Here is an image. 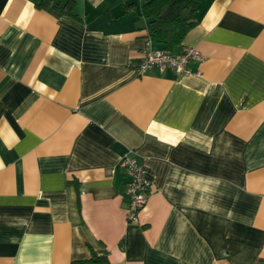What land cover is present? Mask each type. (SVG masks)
<instances>
[{
	"label": "crops",
	"instance_id": "0c3cea01",
	"mask_svg": "<svg viewBox=\"0 0 264 264\" xmlns=\"http://www.w3.org/2000/svg\"><path fill=\"white\" fill-rule=\"evenodd\" d=\"M73 1L0 0V264H264V0H197L185 75L139 71V0Z\"/></svg>",
	"mask_w": 264,
	"mask_h": 264
},
{
	"label": "trees",
	"instance_id": "16d2710c",
	"mask_svg": "<svg viewBox=\"0 0 264 264\" xmlns=\"http://www.w3.org/2000/svg\"><path fill=\"white\" fill-rule=\"evenodd\" d=\"M197 0H139L141 15L149 19L147 36L160 44L161 48L171 50L180 44L187 32L194 25L193 12ZM75 2L67 0L64 3L55 0H39L37 6L56 15L76 17L73 12ZM134 4H126L124 12ZM104 257H92L83 262H104ZM75 262L73 264H79Z\"/></svg>",
	"mask_w": 264,
	"mask_h": 264
},
{
	"label": "built area",
	"instance_id": "2783aa9c",
	"mask_svg": "<svg viewBox=\"0 0 264 264\" xmlns=\"http://www.w3.org/2000/svg\"><path fill=\"white\" fill-rule=\"evenodd\" d=\"M151 41L148 40L143 58L139 64L141 73L150 68L158 67L160 70L169 68L176 74L185 75L191 72L188 68L190 61L203 58L201 52L195 47H184L180 53L175 54L165 48L152 47ZM120 165L129 176L124 189L128 200L126 220L128 222H138L139 214L147 202L153 181L145 166L137 159L131 149L122 156Z\"/></svg>",
	"mask_w": 264,
	"mask_h": 264
}]
</instances>
